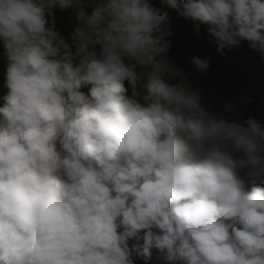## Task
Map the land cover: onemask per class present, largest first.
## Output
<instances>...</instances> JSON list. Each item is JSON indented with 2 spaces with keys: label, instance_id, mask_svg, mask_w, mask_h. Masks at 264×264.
Masks as SVG:
<instances>
[{
  "label": "clouds",
  "instance_id": "obj_1",
  "mask_svg": "<svg viewBox=\"0 0 264 264\" xmlns=\"http://www.w3.org/2000/svg\"><path fill=\"white\" fill-rule=\"evenodd\" d=\"M164 2L218 51L264 56V0ZM55 9L75 17L67 37ZM167 16L0 0V264H264V123L205 107L168 57Z\"/></svg>",
  "mask_w": 264,
  "mask_h": 264
},
{
  "label": "trees",
  "instance_id": "obj_2",
  "mask_svg": "<svg viewBox=\"0 0 264 264\" xmlns=\"http://www.w3.org/2000/svg\"><path fill=\"white\" fill-rule=\"evenodd\" d=\"M149 2L161 13L167 12L166 26L174 34L168 57L185 72L193 89L201 92L205 107L224 118L242 121L254 117L264 123V56L252 50L247 41L232 47L230 51H218L215 38L207 33L205 26L202 25L197 32L191 21L182 18L164 0ZM85 11L90 14L91 9L86 8ZM55 16L57 29L67 37L76 23L74 15L55 9ZM194 56L209 60L210 67L206 73L194 71L189 63ZM4 65L0 45V97L6 92L3 86ZM82 91L87 92L88 89L84 88ZM245 97L250 100L246 102ZM2 104L0 99V106ZM225 104H233L236 108L233 112L225 113ZM137 264L143 262L137 261ZM151 264H162L155 259V253Z\"/></svg>",
  "mask_w": 264,
  "mask_h": 264
}]
</instances>
